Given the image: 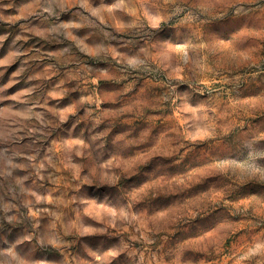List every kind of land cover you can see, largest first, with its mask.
Wrapping results in <instances>:
<instances>
[{
	"label": "clouds",
	"instance_id": "clouds-1",
	"mask_svg": "<svg viewBox=\"0 0 264 264\" xmlns=\"http://www.w3.org/2000/svg\"><path fill=\"white\" fill-rule=\"evenodd\" d=\"M0 264H264V0H0Z\"/></svg>",
	"mask_w": 264,
	"mask_h": 264
}]
</instances>
